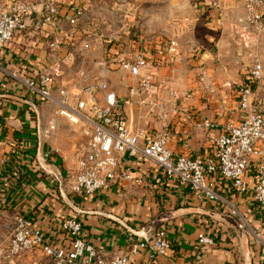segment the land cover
<instances>
[{
    "label": "crops",
    "instance_id": "0c3cea01",
    "mask_svg": "<svg viewBox=\"0 0 264 264\" xmlns=\"http://www.w3.org/2000/svg\"><path fill=\"white\" fill-rule=\"evenodd\" d=\"M212 1L170 0L164 6L147 8L142 27L127 32L120 19H95L103 30L114 34L102 45L99 40L83 37L86 31H81L79 23L78 40L53 49L50 45L70 30L67 19L75 7L68 5L86 8L89 4L87 0H65L68 5L60 7L59 29L33 18L25 31L0 49V202L5 215L0 217L2 248L7 245V217H28L62 248H68L69 241L59 233V223L75 218L83 225L85 241L107 257L123 255L135 264L145 261L147 251L133 253L134 247L162 227L168 231L171 249L159 256L156 264H264V249L239 228L241 220L232 215L228 204L255 229L264 225V214L251 198L240 195L219 176L209 181L224 201H209L194 196L174 180L156 184L155 179L162 174L156 165L143 158L125 157L119 176L100 194L86 200L71 194L66 177L79 138L78 128L58 119L57 134L42 140L40 133L54 119L53 110L48 103L28 95L6 73L37 76L62 59L55 89L76 86L78 82L72 83L73 78L81 73L85 80L119 74L122 87H111L135 132L153 134L164 130L174 155L210 158L213 140L242 121L239 89L247 84L246 72L238 67L242 60L235 53L237 44L227 28L217 25ZM169 15H177V19ZM170 40H176L181 50L175 61L165 53ZM122 52L144 53L148 60L162 65V76L174 79L181 93H191L192 98L178 104V112L168 123L160 122L145 108L129 104L130 89L137 80L124 75L113 63L112 58ZM105 63L110 64L109 69L101 68ZM255 97H264V80ZM204 122L217 128L208 130L202 126ZM125 174L132 179H124ZM246 181L252 186L254 177L248 175ZM202 232L211 235L215 246L206 250L198 263L197 239ZM36 254L41 256L30 255V264H51ZM16 264L22 263L18 260Z\"/></svg>",
    "mask_w": 264,
    "mask_h": 264
},
{
    "label": "built area",
    "instance_id": "2783aa9c",
    "mask_svg": "<svg viewBox=\"0 0 264 264\" xmlns=\"http://www.w3.org/2000/svg\"><path fill=\"white\" fill-rule=\"evenodd\" d=\"M7 6V7H6ZM0 0V49L12 43L20 32L27 29L28 21L36 18L54 30L60 27V6L55 2L37 6L13 0L9 5ZM217 25L241 41L249 59L253 61L247 73L248 83L239 89V111L242 121L228 127L213 140V155L210 158L190 159L176 156L169 148L166 131L153 134L135 132L119 101L117 92L106 82L86 83L84 74L74 87L55 89L57 78L62 73L64 61L45 68L37 76H26L15 71L6 72L28 95L49 104L54 113L42 129V140L54 137L59 130V120L64 119L80 130L81 141L73 147L71 165L67 169L66 181L71 194L81 200L97 196L113 182L120 172L125 157L143 158L158 167L163 180H174L186 186L198 198L223 202L213 189L209 179L220 177L240 195L251 198L255 207L264 214V97L256 99L255 91L264 80V65L260 46L264 37V0H213ZM122 28L136 19V6L121 3L116 6ZM82 8L75 6L73 15L67 19L70 30L63 38L50 45L56 48L64 42L72 44L78 34L82 19ZM179 43L170 40L165 53L172 60L180 55ZM127 77L137 80L130 89L129 104L148 110L162 123H168L178 112V104L192 98L191 93H181L174 79L162 76V65L148 60L145 54L122 52L112 58ZM208 130L217 125L204 122ZM252 175L251 186L246 177ZM124 179L131 180L130 174ZM233 216L239 218V228L251 236L264 249V225L250 227L246 217L234 206L229 205ZM0 202V217L5 216ZM9 224L5 248L0 246V264H16L22 257L41 253L51 264H135L129 257L117 255L107 257L102 251L82 238L83 225L75 218L59 223V233L68 238L69 247L62 248L45 234L33 221L23 215L7 217ZM215 246V240L207 232L197 239L196 262L201 263L206 250ZM171 249L168 231L162 227L146 235L143 242L134 247L147 251L142 264H156L159 256Z\"/></svg>",
    "mask_w": 264,
    "mask_h": 264
},
{
    "label": "rangeland",
    "instance_id": "374dc122",
    "mask_svg": "<svg viewBox=\"0 0 264 264\" xmlns=\"http://www.w3.org/2000/svg\"><path fill=\"white\" fill-rule=\"evenodd\" d=\"M4 5H9L13 0H2ZM19 1V0H18ZM24 3H28L29 5H43L46 4L48 2H55L56 4H58L61 7V1L60 0H20ZM89 2L88 7H83L81 5L82 8V19L80 21V26H83V30L81 31H86L85 35L83 37L86 38H91L92 40L96 41L99 40L100 41V45H102V42L105 38L107 37H111L112 34L110 31L106 32L107 30H103L100 27V22L95 21L98 20L99 18H108V19H112V18H116L119 22V17H118V13L116 10V6L120 5L121 3H131L134 4L136 6V19L132 21V23L129 24V28L130 29H140V27H142V23H143V18L145 17V13L144 11L147 8H151L153 6H158V5H163L164 4H168V1L170 0H87ZM7 7V6H6ZM99 11V12H98ZM104 16V17H103ZM177 15H169L170 19H177L176 17ZM106 17V18H105ZM101 21V19H99ZM120 25V24H119ZM118 25V26H119ZM121 26V25H120ZM84 33L82 32V35ZM232 38L234 39L235 43L237 44V48H236V55L237 57L239 56V58L242 60L239 62L238 67L241 69V71L246 72L245 75H247V73L250 71L251 69V65L253 63V61L251 59H249L248 54L246 52L245 49H243L241 41H239V39H237L236 37H234L233 35H231ZM79 35L77 34V36L75 37V40H78ZM239 49V54H238V50ZM101 52L104 53V47H101ZM260 54L262 56V62L264 65V37L262 39V43L260 46ZM102 59L104 60L103 62H106V57L104 54H102ZM110 64H106L101 66L102 69H109ZM112 65V64H111ZM108 71V70H107ZM110 76L108 77H102L99 79L96 78H88L87 80H85V82L87 83H92V82H106L108 84H110V86H117V87H122L121 85V77L119 74H114L109 73ZM72 80V79H71ZM81 81V79L78 78H73L72 83ZM72 84H69L67 87H70ZM73 86V85H72ZM79 130V129H78ZM81 141V135H80V130H79V138L77 139L76 143H79ZM30 255H34V254H29L26 255L24 257H22L20 259V262L22 264H30L32 261H30L29 256ZM36 256H38L39 259H41V256L43 257V254H41V256L39 254H36ZM35 256V257H36ZM35 257L33 258V261ZM28 261V262H26ZM41 261V260H38Z\"/></svg>",
    "mask_w": 264,
    "mask_h": 264
},
{
    "label": "trees",
    "instance_id": "16d2710c",
    "mask_svg": "<svg viewBox=\"0 0 264 264\" xmlns=\"http://www.w3.org/2000/svg\"><path fill=\"white\" fill-rule=\"evenodd\" d=\"M66 5L67 3H65V0H61V4L60 5ZM68 5V4H67ZM69 7H75V4L74 5H68ZM106 44H110V42L109 41H106ZM245 81H246V83H248V78H247V76H245Z\"/></svg>",
    "mask_w": 264,
    "mask_h": 264
}]
</instances>
